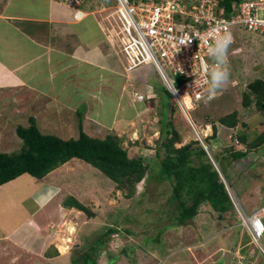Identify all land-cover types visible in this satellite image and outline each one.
Instances as JSON below:
<instances>
[{
    "label": "rangeland",
    "instance_id": "374dc122",
    "mask_svg": "<svg viewBox=\"0 0 264 264\" xmlns=\"http://www.w3.org/2000/svg\"><path fill=\"white\" fill-rule=\"evenodd\" d=\"M86 2L87 8H83L85 4L81 7L85 15H97L104 27H107L109 41L116 51H120L115 1ZM232 32L235 43L227 50L226 62L230 80L218 90L216 98L190 109V120L173 97L163 100L162 94L161 97L158 95L152 98L151 87L154 85L160 89L162 82L153 68L140 75L141 70L138 73V69L143 66L141 65L133 70L138 74L135 84L139 91L144 90V99L139 101L131 97V100H123L121 104L124 111L118 116V121L107 130L111 131L107 134L117 135L130 157L147 159L155 157L156 150L164 141L161 129L165 122L175 133L176 147L200 137L201 144L207 147L210 156L216 158L217 161L212 157L230 192L235 195L242 210L249 214L264 204V141L258 147L250 148L247 156L241 159L232 161L229 153L247 149L246 145L241 144V136L246 138L247 144L256 141L260 135L264 137V108H257L253 101L248 106L242 104V95L248 92L247 85L250 82L261 79L264 83V36L246 31L241 25L232 26ZM233 49L239 51L233 52ZM143 75L147 82H151L147 83L148 86L143 84ZM110 98L111 105L106 101ZM102 99L104 104L100 115L103 121H107L115 106V92L104 91ZM232 111L237 112V125L226 127L220 124L219 119ZM0 118L7 120L8 116L4 114ZM29 118L34 117L24 111L15 118L17 124L9 122L7 126L1 125L2 132L6 135V145L9 143L8 137L15 138V125L27 123ZM211 124L216 127L214 136L211 135ZM193 127L198 131L199 137ZM56 130L58 131L55 132L54 129L52 134L65 132L62 128ZM75 133L79 134V131ZM105 135L106 133L100 135L94 132L90 134L98 138H104L107 136ZM18 139L21 141L19 137ZM20 141L19 144H14L16 140L12 141L11 147L0 146V152L18 151ZM62 165L56 173L58 178L55 176L52 180L65 189L58 199L60 197L64 203H69L73 198L72 202H79L89 213L74 207L62 209L61 214L55 215L54 220L46 227L50 248L44 252L39 247L36 255L42 258L34 262L28 259L27 264H48L46 258L53 264H154L160 255L163 264H173L169 259L174 253L187 252L195 257L188 259V256H181L180 264H264L259 262L258 257L255 259L259 248L251 242L233 203L230 210L222 213L214 211L207 203L201 204L197 214L187 221L188 225L176 226L172 218L177 212L168 199L171 186L167 181L157 182L152 179L146 186L141 181L135 184V192L129 197L126 194L131 191L130 185L126 183L118 186L82 160H73L68 166ZM222 170L229 180L225 179ZM57 201L59 200L55 199ZM113 224L114 235L106 234ZM115 236L119 237V241L113 243ZM98 237L104 241L103 244L95 242ZM261 243L264 248V235ZM100 252L103 256L99 255ZM83 254H88V258H81ZM151 254L156 255L153 256L154 261ZM165 257L166 260H163ZM1 258L0 264H3L5 258L2 255ZM20 263L21 260L16 264Z\"/></svg>",
    "mask_w": 264,
    "mask_h": 264
},
{
    "label": "crops",
    "instance_id": "0c3cea01",
    "mask_svg": "<svg viewBox=\"0 0 264 264\" xmlns=\"http://www.w3.org/2000/svg\"><path fill=\"white\" fill-rule=\"evenodd\" d=\"M83 4L86 9L87 2ZM73 12L55 0H0V115L8 116L7 120L0 118V146L11 147L15 140L14 144H19L16 133L15 138L8 137L9 143L5 144L6 135L1 125L17 124L15 118L24 111L34 117L39 131L44 134L62 128L64 133L53 135L77 138L75 132L79 131L81 123L82 130L89 136L93 132L108 135L111 131L107 130L124 111L122 101L134 99L132 89L139 91L135 84L138 74L126 69L119 39L120 51H116L108 39L107 27L96 14L88 13L76 19ZM148 70L152 71V67L146 64L138 73L142 75ZM141 77H144L143 84L151 83L144 75ZM155 88L151 87L152 98L161 97ZM110 90L116 95L115 106L107 121H103L102 95ZM106 101L111 105V98ZM20 124L27 126L29 121ZM73 160L79 159L73 158L63 165L68 166ZM59 168L62 167L42 179L22 174L0 185V259L1 255L5 258L3 264H16L20 260V264H27L28 259L37 261L42 257L36 255V250L41 247L47 252L50 248L46 227L67 207L62 205L60 197L58 199L64 186L52 182ZM114 238L113 243L119 241L118 236ZM256 255L255 259L258 257L259 262L264 263V254L257 250ZM181 256L195 257L188 252L174 253L169 260L180 264ZM161 258V255L156 261L153 258L154 264H163ZM45 260L53 264L49 258Z\"/></svg>",
    "mask_w": 264,
    "mask_h": 264
},
{
    "label": "trees",
    "instance_id": "16d2710c",
    "mask_svg": "<svg viewBox=\"0 0 264 264\" xmlns=\"http://www.w3.org/2000/svg\"><path fill=\"white\" fill-rule=\"evenodd\" d=\"M239 1L241 0H221L219 6L223 8V15L227 17ZM247 87L248 92L242 95V104L248 106L253 101L257 108H264L262 80L256 79ZM157 91L160 95L164 94L163 100L172 98L171 93L163 85L160 89L155 88L156 93ZM219 122L226 127H235L238 122L237 112L232 111L222 116ZM211 129V135L214 136L215 125L211 124ZM15 133L21 139L22 145L16 152H0V185L22 174L42 179L52 170L76 158L96 168L118 186L126 183L130 185L131 191L126 194L129 197L135 192V184L141 181L146 183L145 186L152 179L157 182L167 181L171 186L168 199L177 212L172 218L176 226L188 225L187 221L197 214L201 204L207 203L214 211L220 213L232 208V202L217 169L210 160L207 147L205 149L199 139L179 147L174 146L175 133L169 129L166 122L161 129L164 141L160 143L153 159L130 157L117 135L92 137L82 130L81 123L77 138L64 139L53 134H44L39 131L34 118H29L27 126L16 125ZM240 140L247 149L231 151L229 156L232 161L246 157L249 149L258 147L264 141V137L260 135L256 141L248 144L244 136H241ZM199 142L201 146L198 145ZM213 159L217 161L215 157ZM222 173L225 179L229 180L225 171L222 170ZM72 200L74 199L71 198L69 203L63 202L62 205L89 213L85 206ZM263 218L262 216L264 223ZM114 230L108 229L106 234L110 235ZM95 242L101 245L104 241L98 237ZM88 256L83 254L81 258Z\"/></svg>",
    "mask_w": 264,
    "mask_h": 264
},
{
    "label": "built area",
    "instance_id": "2783aa9c",
    "mask_svg": "<svg viewBox=\"0 0 264 264\" xmlns=\"http://www.w3.org/2000/svg\"><path fill=\"white\" fill-rule=\"evenodd\" d=\"M55 1L72 9L76 19L85 15L81 5L87 0ZM114 1V13L118 19L117 36L126 59V69L151 65L186 117L190 109L218 95L217 91L215 96L209 98L208 92L211 71L218 66L209 55V47L214 44L213 37L217 33L223 35L229 32L231 44H234V25H241L246 31L264 36V0H241L227 17L219 6L221 0ZM237 51L239 49H233V52ZM131 94L139 101L144 99V95L135 89ZM186 96L188 106L184 102ZM220 177L251 242L264 254L261 243L264 205L252 213L244 212L225 180Z\"/></svg>",
    "mask_w": 264,
    "mask_h": 264
},
{
    "label": "clouds",
    "instance_id": "9594fccd",
    "mask_svg": "<svg viewBox=\"0 0 264 264\" xmlns=\"http://www.w3.org/2000/svg\"><path fill=\"white\" fill-rule=\"evenodd\" d=\"M213 31L215 32V29ZM213 39H214V44L209 47V55L216 60L218 66L215 67L210 74L211 83H208L209 98L215 96L216 92L222 89L230 80V72L227 67L226 61H227V50L232 42V36L229 32H225L223 35L217 33L213 37ZM207 153L214 167L217 169L219 175H221L212 157L210 156L208 150Z\"/></svg>",
    "mask_w": 264,
    "mask_h": 264
},
{
    "label": "bare ground",
    "instance_id": "6f19581e",
    "mask_svg": "<svg viewBox=\"0 0 264 264\" xmlns=\"http://www.w3.org/2000/svg\"><path fill=\"white\" fill-rule=\"evenodd\" d=\"M184 102H185V104L188 106V98H187V96L186 97H184ZM189 116L187 115V118H188ZM189 119V118H188ZM190 120V119H189ZM204 145V144H203ZM205 146V145H204Z\"/></svg>",
    "mask_w": 264,
    "mask_h": 264
},
{
    "label": "water",
    "instance_id": "95a60500",
    "mask_svg": "<svg viewBox=\"0 0 264 264\" xmlns=\"http://www.w3.org/2000/svg\"><path fill=\"white\" fill-rule=\"evenodd\" d=\"M194 128V130H195V133H196V135L199 137V133H198V131L195 129V127H193ZM199 140L201 141V139H200V137H199ZM202 143V142H201ZM203 145V144H202ZM203 147L206 149V147L203 145Z\"/></svg>",
    "mask_w": 264,
    "mask_h": 264
}]
</instances>
